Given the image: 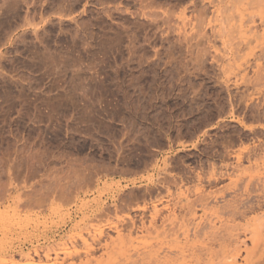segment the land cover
<instances>
[{"label":"rangeland","instance_id":"1","mask_svg":"<svg viewBox=\"0 0 264 264\" xmlns=\"http://www.w3.org/2000/svg\"><path fill=\"white\" fill-rule=\"evenodd\" d=\"M248 166L264 0H0V264H190L154 225L264 203Z\"/></svg>","mask_w":264,"mask_h":264},{"label":"bare ground","instance_id":"2","mask_svg":"<svg viewBox=\"0 0 264 264\" xmlns=\"http://www.w3.org/2000/svg\"><path fill=\"white\" fill-rule=\"evenodd\" d=\"M259 176L257 169H253L252 166L242 167L239 175L232 179L229 185L232 184L237 187L239 183H243V190L248 196L251 192L258 190V185L255 188H252V185H254L256 178L260 179ZM257 183L261 187L257 199L259 200L264 188V177ZM203 197H201L202 200ZM263 204L262 201L255 204L250 203L247 206L233 203L227 208H222L217 216L219 225L209 233L202 232L201 234V229L195 230L196 233L191 239L192 242L189 243H187L190 241L188 228L183 219L168 221L169 219L165 218L161 224L154 225V228L157 235L168 237H178L182 233L186 241L178 245L174 255L176 257H188L190 264H264V213L247 218L241 225L235 222L238 216L244 217L247 212L261 209ZM171 257L169 252L160 255V250H156L154 264H164Z\"/></svg>","mask_w":264,"mask_h":264}]
</instances>
